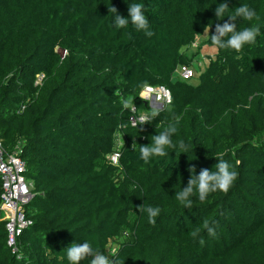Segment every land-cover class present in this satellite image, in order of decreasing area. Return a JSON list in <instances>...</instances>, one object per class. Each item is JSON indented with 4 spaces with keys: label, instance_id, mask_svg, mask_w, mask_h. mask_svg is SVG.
Segmentation results:
<instances>
[{
    "label": "trees",
    "instance_id": "trees-1",
    "mask_svg": "<svg viewBox=\"0 0 264 264\" xmlns=\"http://www.w3.org/2000/svg\"><path fill=\"white\" fill-rule=\"evenodd\" d=\"M133 3L152 36L115 26ZM241 5L256 16L237 30L259 28L255 42L219 48L215 25ZM148 87L171 102L142 123ZM170 124L173 146L143 162L141 145ZM0 139L21 151L33 195L10 246L0 178V264H71L66 248L84 242L120 264H264V0H0ZM218 158L237 179L185 208L175 194L188 169L213 171Z\"/></svg>",
    "mask_w": 264,
    "mask_h": 264
},
{
    "label": "clouds",
    "instance_id": "clouds-1",
    "mask_svg": "<svg viewBox=\"0 0 264 264\" xmlns=\"http://www.w3.org/2000/svg\"><path fill=\"white\" fill-rule=\"evenodd\" d=\"M228 9L229 6L226 2L220 3L215 9V15L217 19L223 20L221 17L225 16V13L228 11ZM108 10L117 13V9L113 6H111V8ZM144 13V4L133 3L128 5V16L124 17L116 14L115 26L117 28H122L128 24H131L137 31L145 30L146 35L152 36L153 33L148 30V18ZM255 16V11L250 9L247 5L236 7L235 13L227 16L228 21L224 22L223 24L217 23L215 25V32L210 36L211 42L219 48H231L239 52L245 44H251L255 42L256 36L259 34V28L253 26L237 30V24L235 22L238 18L252 21ZM226 37L227 39H225ZM125 106H127V102H125ZM158 115L159 110L154 108L150 113V117H141V122L146 123L150 118H155ZM176 120L178 122L179 117H176ZM176 131V126L174 124H170L164 131L153 137V142L151 145H141L139 148V158L143 162L148 163L151 156H164L165 147L173 146L171 136ZM179 147L181 150L186 149L183 141L179 142ZM4 150L6 152L5 148ZM217 160L218 163L214 165L213 171L203 169L200 171L198 176L195 175L194 167H190L188 169L192 175L187 182V187H184L182 191H179L175 194L176 199L181 204H183L185 208L192 207V200L189 197L192 196L194 192L198 194L199 200L203 202L212 192L221 191L226 193L232 186L233 182L237 179L238 173L234 170H231V167L227 161H225L223 158H218ZM0 178L2 180L4 192V181L1 175ZM139 210H141L140 207ZM142 210L147 213L149 223L155 224V218L159 215L160 209L158 207L149 206ZM203 228L207 230L209 235H215V229L210 226L207 220L203 222ZM199 231V229H196L191 233V235L195 237L198 235ZM200 243H204L203 239H201ZM66 255L71 264H79L82 259L88 256L92 257L90 264H120L118 259L110 260L109 257L103 253L94 251L87 242H84L83 244H71L66 248ZM111 255L116 257L117 253L113 251Z\"/></svg>",
    "mask_w": 264,
    "mask_h": 264
},
{
    "label": "built area",
    "instance_id": "built-area-1",
    "mask_svg": "<svg viewBox=\"0 0 264 264\" xmlns=\"http://www.w3.org/2000/svg\"><path fill=\"white\" fill-rule=\"evenodd\" d=\"M183 76L190 78L193 76V72L188 68H183ZM141 96L143 99L149 101L152 107L155 106L153 98L162 105L171 102V93L165 88L148 87ZM19 153L21 151L14 154H7L3 147V140L0 139V175L4 181L2 210L7 215L6 218L10 220L7 227L9 231L8 244L10 246L15 244L16 238L21 233V230L29 224L25 220L22 208L33 197L30 186L23 177L25 164L18 157ZM117 160V156L112 158L113 162H117Z\"/></svg>",
    "mask_w": 264,
    "mask_h": 264
},
{
    "label": "rangeland",
    "instance_id": "rangeland-1",
    "mask_svg": "<svg viewBox=\"0 0 264 264\" xmlns=\"http://www.w3.org/2000/svg\"><path fill=\"white\" fill-rule=\"evenodd\" d=\"M212 50H211V53L214 55L216 53V50L215 49H212ZM153 101H154V104H155V106H154L155 109H158V110L163 109L164 105H162V104L158 103L157 101H155V98H153ZM6 217H7V215H5L4 218H6Z\"/></svg>",
    "mask_w": 264,
    "mask_h": 264
}]
</instances>
